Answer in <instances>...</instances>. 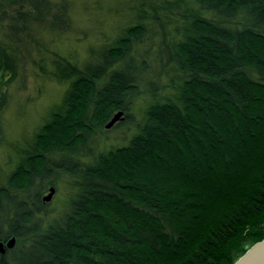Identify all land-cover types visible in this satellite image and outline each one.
I'll return each mask as SVG.
<instances>
[{
	"label": "trees",
	"instance_id": "obj_1",
	"mask_svg": "<svg viewBox=\"0 0 264 264\" xmlns=\"http://www.w3.org/2000/svg\"><path fill=\"white\" fill-rule=\"evenodd\" d=\"M192 2L175 99L88 162L91 136L152 84L130 56L145 29L128 27L95 61L56 65L74 77L62 106L0 186V241L15 237L0 264H233L263 238L264 0ZM61 172L77 189L49 220L42 195Z\"/></svg>",
	"mask_w": 264,
	"mask_h": 264
},
{
	"label": "rangeland",
	"instance_id": "obj_2",
	"mask_svg": "<svg viewBox=\"0 0 264 264\" xmlns=\"http://www.w3.org/2000/svg\"><path fill=\"white\" fill-rule=\"evenodd\" d=\"M39 6L40 13L34 0H0V53L6 59L0 66V186L8 184L41 126L62 106L74 77L61 75L56 65L95 61L100 48L140 24L145 32L133 41L130 56L134 64L145 61L144 78L152 84L141 83L128 94L127 109L91 136V155L81 160L126 145L151 104L175 99L183 77L173 55L185 33V15L197 9L192 0H39ZM53 179L41 203L49 220L66 210L77 189L68 174ZM51 187V198L44 200Z\"/></svg>",
	"mask_w": 264,
	"mask_h": 264
},
{
	"label": "water",
	"instance_id": "obj_3",
	"mask_svg": "<svg viewBox=\"0 0 264 264\" xmlns=\"http://www.w3.org/2000/svg\"><path fill=\"white\" fill-rule=\"evenodd\" d=\"M122 111L118 110L111 119L105 124L106 128H109L114 122L120 118ZM54 188H50V193L44 200L51 198ZM15 245V237H11L6 241H0V254L5 252V249H10ZM233 264H264V236L261 240L250 246Z\"/></svg>",
	"mask_w": 264,
	"mask_h": 264
}]
</instances>
